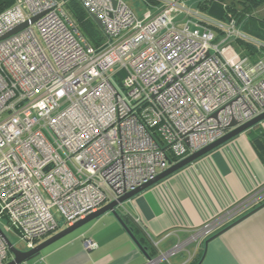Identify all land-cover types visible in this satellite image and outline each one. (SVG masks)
I'll use <instances>...</instances> for the list:
<instances>
[{
    "label": "built area",
    "instance_id": "2783aa9c",
    "mask_svg": "<svg viewBox=\"0 0 264 264\" xmlns=\"http://www.w3.org/2000/svg\"><path fill=\"white\" fill-rule=\"evenodd\" d=\"M152 1L157 12L140 17L124 0H79L102 23L98 48L61 0H16L0 14V220L27 250L213 144L233 121L264 112V59L252 63L234 46L259 41L185 0ZM262 196L196 237L211 236ZM10 255L0 233V264Z\"/></svg>",
    "mask_w": 264,
    "mask_h": 264
},
{
    "label": "crops",
    "instance_id": "0c3cea01",
    "mask_svg": "<svg viewBox=\"0 0 264 264\" xmlns=\"http://www.w3.org/2000/svg\"><path fill=\"white\" fill-rule=\"evenodd\" d=\"M201 1L185 0L196 11ZM258 132L264 133V122L251 134L248 131L237 137L119 208L123 219L128 218L140 230L142 246L149 248L147 254L119 220L107 213L28 263L148 264L150 252L156 258L180 247L161 264H264V163L251 142ZM257 192H263L258 202L238 211L211 236L196 237L203 226ZM248 214L206 245L210 238ZM88 240L97 248L87 250Z\"/></svg>",
    "mask_w": 264,
    "mask_h": 264
},
{
    "label": "trees",
    "instance_id": "16d2710c",
    "mask_svg": "<svg viewBox=\"0 0 264 264\" xmlns=\"http://www.w3.org/2000/svg\"><path fill=\"white\" fill-rule=\"evenodd\" d=\"M61 1L65 2L67 12L78 25L82 35L92 46L96 48L100 47L105 41L104 32L102 30L103 36L100 34L96 36V38L93 37L92 31H98V29L92 20V16L84 9L79 0ZM149 1L151 3L153 2L152 0ZM15 2L16 0H0V14L13 6ZM263 6L264 0H202L199 4V12L210 19L220 22L235 20L238 28L243 33L259 41L262 47H256L240 40L235 43L240 54L250 58L251 62L255 63L258 60L264 59V17L256 18L253 12ZM253 129L249 130L250 134ZM251 142L256 153L264 163V133L258 132L252 136ZM124 221L128 227L130 226L129 228L133 231V234L142 245L144 239H141L139 236L140 230L128 218H125ZM145 249L147 251L149 250L148 247ZM153 254V252H150L151 258H153ZM10 258L9 261L11 260Z\"/></svg>",
    "mask_w": 264,
    "mask_h": 264
},
{
    "label": "water",
    "instance_id": "95a60500",
    "mask_svg": "<svg viewBox=\"0 0 264 264\" xmlns=\"http://www.w3.org/2000/svg\"><path fill=\"white\" fill-rule=\"evenodd\" d=\"M113 2L115 4L116 0H113ZM92 18L98 24V26L101 29H103L101 21L99 19H97L95 16H92ZM35 21H36V18L32 20V23L35 22ZM28 25H29V23L21 25L20 27L16 28L11 33L6 35L5 38L9 37V36H11V35H13V34H15L17 32H19V31H22L23 29L28 27ZM263 122H264V112L262 114H260L259 116H257L256 118L252 119L251 121H249V122H247V123H245L243 125H239L238 122L233 121L231 123L230 127H229V132L227 134H225L222 138H220L219 140L214 142L213 144H211V145L207 146L206 148H204V149H202V150H200V151L188 156L187 158L181 160L180 162L171 165V167L168 170H166L165 172H163L160 175H158L153 181L149 182L146 185H143L142 187L136 189L135 191L129 192V193L119 197L117 200H115L113 202H110V203L106 204L101 209H99L97 212L89 215L84 220H81V221L77 222L75 225L62 230V231L58 232L57 234H54L52 237L48 238L46 241L38 244L32 250L20 251V250L16 249L12 245V243L9 241V239L6 237V235L4 234L2 229L0 228V233L5 238L8 246H9L11 255L13 256V259L11 261L7 262L6 264H24L26 262H29V261L33 260L34 258L40 256V254L45 249L49 248L50 246H52L55 243L61 241L62 239L66 238L67 236H69L71 234H73L77 230L83 228L84 226H86L89 223L97 220L98 218H100L101 216H103V215H105L107 213H112L119 220V222L122 224V226L130 234L132 240L140 248V250H142L145 254H147V250L145 248H143V246L140 244V242L137 240V238L133 234V231L128 227V225L125 223L123 217L120 215L119 208L123 207L127 202L131 201L132 199H134L138 195L144 193L145 191H147L150 188L156 186L157 184L161 183L162 181L168 179L169 177H171L174 174L178 173L179 171L185 169L186 167L194 164L198 160H200L203 157L211 154L215 150H217V149L221 148L222 146L228 144L232 140H234L237 137L245 134L249 130L255 128L256 126H258L260 124H262ZM262 206H264V204ZM262 206H260V207H262ZM260 207H258L256 210H259ZM255 211H253V212H255ZM250 214H248L246 216H243V218H241L240 220H238L234 224L230 225L226 229L222 230L221 232H219L218 234H216L215 236L210 238L208 241H206V245H208L210 243V241H212L213 239H215L216 237H218L219 235H221L222 233L227 231L229 228H231L234 225H236L238 222H240L243 219L247 218ZM147 256H148L149 260L152 259L149 255H147Z\"/></svg>",
    "mask_w": 264,
    "mask_h": 264
},
{
    "label": "rangeland",
    "instance_id": "374dc122",
    "mask_svg": "<svg viewBox=\"0 0 264 264\" xmlns=\"http://www.w3.org/2000/svg\"><path fill=\"white\" fill-rule=\"evenodd\" d=\"M124 1L140 17H142L143 13L145 11H147L148 9H151L153 11V13L157 12V9L154 8V6L151 7V4H150L151 2L149 0H124ZM253 15L256 18H263L264 17V6L259 8V9L254 10ZM92 20H93V22L95 23V25H96V27L98 29V31H92V33L94 35L93 37L96 38V36H98L100 34H102V36H103L102 29L100 27H98V24L94 21L93 18H92ZM180 20H182V18L178 17L177 21H180ZM235 47H237L236 44H235ZM236 49H238V48H236ZM238 52H239V50H238ZM235 53H236V51L234 49H229V50H227L225 52V58L230 60V59H232L234 57ZM0 228L2 229V231L4 232L6 237L9 239V241L12 243V245L16 249H18L20 251H28L27 247H26V243L21 241L20 236L15 231L8 230L7 220L5 218H1V220H0ZM64 229H66V226L62 225L58 231H62ZM45 240H46V238H42L40 243L44 242ZM38 257H36L34 259H37ZM33 260L29 261V262L31 263V262H33ZM26 263H28V262H26Z\"/></svg>",
    "mask_w": 264,
    "mask_h": 264
},
{
    "label": "flooded vegetation",
    "instance_id": "af4514ba",
    "mask_svg": "<svg viewBox=\"0 0 264 264\" xmlns=\"http://www.w3.org/2000/svg\"><path fill=\"white\" fill-rule=\"evenodd\" d=\"M10 259H11V260L13 259V256H12V255H11V258H10ZM11 260H10V261H11Z\"/></svg>",
    "mask_w": 264,
    "mask_h": 264
}]
</instances>
